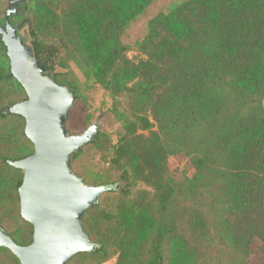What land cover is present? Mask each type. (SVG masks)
Listing matches in <instances>:
<instances>
[{
    "label": "trees",
    "instance_id": "obj_1",
    "mask_svg": "<svg viewBox=\"0 0 264 264\" xmlns=\"http://www.w3.org/2000/svg\"><path fill=\"white\" fill-rule=\"evenodd\" d=\"M30 1L31 9H22L24 1L10 16L18 35L56 82L68 57L111 95L126 96L127 110L117 116L123 133L109 154L110 169L157 194L141 191L129 199L123 190L119 213L102 212L113 230L108 236H99L93 224L100 219L98 204L89 208L83 227L100 248L74 257L99 259L121 231L120 264H164L166 253L169 264H248L254 242L264 250V0H184L149 21L136 43L146 56L138 63L127 57L122 37L155 0ZM13 7L0 16V28ZM39 7L50 11L44 23L29 17ZM0 44V222L6 225L8 202L22 218L23 171L10 162L31 155L34 145L25 134V118L9 110L25 90L11 72L1 34ZM103 142L97 134L90 145L101 148ZM81 155L82 150L74 161ZM170 156L186 157L191 174L177 187ZM118 217L130 224L129 244L125 231L115 230ZM145 222L152 225L139 237L138 225ZM24 223L29 229L24 237L8 231L20 245L33 238V226ZM184 248L195 260L187 261ZM2 253L12 258L9 264H20L7 248L0 247Z\"/></svg>",
    "mask_w": 264,
    "mask_h": 264
},
{
    "label": "water",
    "instance_id": "obj_2",
    "mask_svg": "<svg viewBox=\"0 0 264 264\" xmlns=\"http://www.w3.org/2000/svg\"><path fill=\"white\" fill-rule=\"evenodd\" d=\"M16 12L17 8L7 12L0 34L11 72L27 95L9 110L25 118V134L34 152L10 164L23 171L20 213L33 226V238L28 245H20L0 222V247L7 248L20 264H67L79 253L100 248L84 230L83 217L112 186L87 184L74 172V155L96 140L99 125H91L82 134H68L66 122L76 95L46 74L10 22Z\"/></svg>",
    "mask_w": 264,
    "mask_h": 264
},
{
    "label": "rangeland",
    "instance_id": "obj_3",
    "mask_svg": "<svg viewBox=\"0 0 264 264\" xmlns=\"http://www.w3.org/2000/svg\"><path fill=\"white\" fill-rule=\"evenodd\" d=\"M11 0H0V16H4L6 11L11 7L9 5ZM13 1V0H12ZM25 5L22 9H31L33 5L30 0H24ZM184 0H155L147 7L146 11L139 15L134 21H132L125 31L122 41L128 46L129 50L126 52L127 57L133 62H140L142 59H146V56L142 54L136 47V43L143 39L148 31V23L151 19L160 13H169L174 8L178 7ZM17 8L18 7H14ZM38 10V9H37ZM50 11L46 8L39 7V13L35 10L29 12V17L33 18L38 23H44L50 17ZM35 18V19H34ZM23 31H21L22 33ZM50 41V39H49ZM3 45L0 44V57L3 58ZM57 81L62 84L73 87L76 94V99L71 106L66 122V128L69 135L82 134L91 125L97 123L99 125V131L97 134L104 140L102 147L87 144L82 150V155L77 161H73L72 168L76 174L82 177L87 184L90 185H106L112 186L111 189L101 195L97 208L99 213V220L97 214L94 213V226L96 227L97 234L99 236H108V231L113 232L110 225L103 221L102 212H114L119 213L118 205L120 199H124L123 190L129 194V199H135L139 192L146 191L151 193L153 198H157L156 190L148 186L144 182H135L129 174H127V182L121 177L124 173L119 171H112L108 162L109 154L114 146L118 144V140L123 133V125L118 119V114L126 112L127 110V98L125 95L113 96L107 89L95 81L93 78L83 73L81 67L76 61L65 57L58 67ZM15 86V85H13ZM26 98L25 92L21 90L20 95L16 96V100H24ZM7 104V102H6ZM264 106V101H263ZM80 150V151H81ZM187 162L184 156H170L169 163L172 166L171 177L174 179L175 187L182 184L186 177H190L191 174L187 172L185 164ZM104 183V184H101ZM116 186H119L117 189ZM179 202V201H178ZM12 202H8L6 210L8 209L9 218L6 225L10 233L22 236L28 233V225L24 223L23 218L19 217L14 211ZM117 225L115 226L116 232L120 230L125 231V237L123 241L129 244V238L126 235L129 232L130 224L124 222L122 217H118ZM151 222H145L142 225H138L139 237L143 232L151 227ZM123 232L114 233V240L112 244L105 247L104 252L100 255L99 259H80L73 257L67 264H120L121 250L117 246V238L121 237ZM96 239V238H95ZM221 250L225 253L226 248L221 246ZM216 249L215 247L213 250ZM182 253H187L189 259L188 262H192V257L195 260V256L192 251L184 248L180 249ZM216 255V251H213ZM227 253V250H226ZM168 253L165 255L164 264H169L166 260ZM264 250L260 242H254L250 248V254L247 260L248 264H264L263 260ZM148 255H145V259H148ZM12 258L7 253L0 254V264H9V260ZM123 259L124 256H123ZM13 260L11 261L12 264ZM143 264V263H139ZM149 264V263H146ZM216 264V262L214 263Z\"/></svg>",
    "mask_w": 264,
    "mask_h": 264
},
{
    "label": "flooded vegetation",
    "instance_id": "obj_4",
    "mask_svg": "<svg viewBox=\"0 0 264 264\" xmlns=\"http://www.w3.org/2000/svg\"><path fill=\"white\" fill-rule=\"evenodd\" d=\"M12 1V0H11ZM23 2H24V0H21L20 2H13V3H11V5L12 6H16V7H18L19 5L21 6V5H23ZM14 8V7H13Z\"/></svg>",
    "mask_w": 264,
    "mask_h": 264
}]
</instances>
